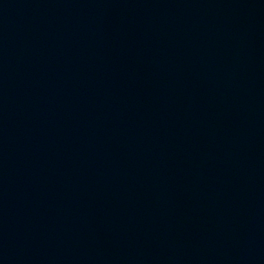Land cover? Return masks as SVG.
Returning <instances> with one entry per match:
<instances>
[{
	"label": "water",
	"instance_id": "95a60500",
	"mask_svg": "<svg viewBox=\"0 0 264 264\" xmlns=\"http://www.w3.org/2000/svg\"><path fill=\"white\" fill-rule=\"evenodd\" d=\"M0 264H264V0H0Z\"/></svg>",
	"mask_w": 264,
	"mask_h": 264
}]
</instances>
